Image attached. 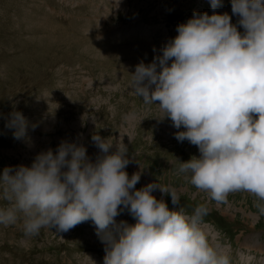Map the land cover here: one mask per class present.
<instances>
[{"label":"clouds","instance_id":"obj_1","mask_svg":"<svg viewBox=\"0 0 264 264\" xmlns=\"http://www.w3.org/2000/svg\"><path fill=\"white\" fill-rule=\"evenodd\" d=\"M219 5L211 0L213 9ZM231 9L194 11L151 62L136 65L130 87L145 103H157L161 118L183 126L174 134L178 141L198 147L199 155L179 165L192 185L217 202L235 191L264 201V0H231ZM6 127L15 139H30L22 111L14 109ZM91 139L99 149L94 160L85 144L65 139L31 164L6 165L0 224L22 218L25 234L35 235L46 226L66 232L91 220L105 246L103 264H231L202 227L206 202L188 213L174 187L153 181L137 188L141 172L127 171L128 144L97 133ZM156 189L170 194L174 207ZM124 209L135 223L117 224Z\"/></svg>","mask_w":264,"mask_h":264},{"label":"rangeland","instance_id":"obj_2","mask_svg":"<svg viewBox=\"0 0 264 264\" xmlns=\"http://www.w3.org/2000/svg\"><path fill=\"white\" fill-rule=\"evenodd\" d=\"M194 11L231 14V0L216 9L211 0H0V172L31 164L65 139L85 144L93 160L99 152L94 133L126 143L129 175L141 172L137 188L153 181L174 187L188 213L206 202L202 227L210 242L227 251L231 264H264L258 207L264 201L235 191L217 202L192 185L179 165L199 155L198 147L178 141L174 134L183 126L161 118L159 105L145 103L130 87L136 65L151 62ZM14 109L28 118L30 139L17 140L6 127ZM154 194L174 207L170 194ZM115 219L136 222L127 209ZM104 255L91 220L66 232L46 226L35 235L25 234L22 218L0 224V264H103Z\"/></svg>","mask_w":264,"mask_h":264},{"label":"bare ground","instance_id":"obj_3","mask_svg":"<svg viewBox=\"0 0 264 264\" xmlns=\"http://www.w3.org/2000/svg\"><path fill=\"white\" fill-rule=\"evenodd\" d=\"M134 25H135V24H134ZM134 25H133V26H134ZM135 27H137V25H135ZM135 27H134L133 32H136V33H137V31L140 30V29L138 28V29L136 30ZM135 30H136V31H135ZM140 52H141V51H140ZM140 54H141V53H140ZM141 56H142V54H141ZM258 235H259V234H258ZM256 244H257V245H261L259 242H257ZM250 245H251V243H250ZM254 245H255V244H254ZM248 250H249V249H248Z\"/></svg>","mask_w":264,"mask_h":264}]
</instances>
